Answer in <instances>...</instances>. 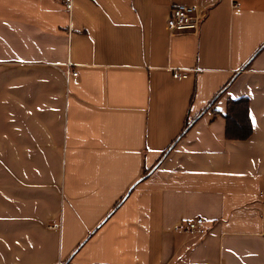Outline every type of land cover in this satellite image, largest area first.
Segmentation results:
<instances>
[{
	"label": "crops",
	"instance_id": "obj_1",
	"mask_svg": "<svg viewBox=\"0 0 264 264\" xmlns=\"http://www.w3.org/2000/svg\"><path fill=\"white\" fill-rule=\"evenodd\" d=\"M0 264H264V0H0Z\"/></svg>",
	"mask_w": 264,
	"mask_h": 264
},
{
	"label": "built area",
	"instance_id": "obj_2",
	"mask_svg": "<svg viewBox=\"0 0 264 264\" xmlns=\"http://www.w3.org/2000/svg\"><path fill=\"white\" fill-rule=\"evenodd\" d=\"M65 9L69 12L72 9V0H62ZM202 15L193 5H176L170 10L166 21V28L170 33H181L195 31L199 27ZM69 77H76V71H68ZM186 72H173V77H186ZM176 229L183 230L190 235L204 236L207 232L206 221L202 217H196L180 223Z\"/></svg>",
	"mask_w": 264,
	"mask_h": 264
},
{
	"label": "trees",
	"instance_id": "obj_3",
	"mask_svg": "<svg viewBox=\"0 0 264 264\" xmlns=\"http://www.w3.org/2000/svg\"><path fill=\"white\" fill-rule=\"evenodd\" d=\"M247 100L239 99L230 101L227 108L226 117V128L225 135L228 139H245L249 136L251 132V125L248 119V114L246 110ZM189 126L188 123L182 131L186 130ZM147 171L143 173V177L146 176Z\"/></svg>",
	"mask_w": 264,
	"mask_h": 264
}]
</instances>
